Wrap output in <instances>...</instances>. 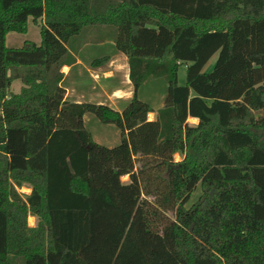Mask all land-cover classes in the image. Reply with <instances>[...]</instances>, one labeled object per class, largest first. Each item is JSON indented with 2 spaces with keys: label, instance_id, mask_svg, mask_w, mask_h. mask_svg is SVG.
<instances>
[{
  "label": "trees",
  "instance_id": "obj_1",
  "mask_svg": "<svg viewBox=\"0 0 264 264\" xmlns=\"http://www.w3.org/2000/svg\"><path fill=\"white\" fill-rule=\"evenodd\" d=\"M215 8L0 0V264H264V0ZM29 19L40 42L7 47ZM105 39L126 56L134 89L120 112L69 102L61 85L79 46ZM150 77L167 85L154 120L138 97ZM87 113L115 126L119 144L96 143Z\"/></svg>",
  "mask_w": 264,
  "mask_h": 264
},
{
  "label": "crops",
  "instance_id": "obj_2",
  "mask_svg": "<svg viewBox=\"0 0 264 264\" xmlns=\"http://www.w3.org/2000/svg\"><path fill=\"white\" fill-rule=\"evenodd\" d=\"M73 57L75 61L61 69L63 73L61 85L65 89V100L72 103L89 102L107 105L119 112L128 105L133 97L134 89L128 77L127 58L115 48L111 39H105L99 43H83ZM101 59L105 61L93 65V62ZM166 89L164 80L151 77L139 88V99L147 102L153 109V112L148 114L151 116L149 120H154L155 111L162 106ZM190 120L197 123L196 119ZM83 123L88 131L100 126V122L89 113L83 116ZM106 126L114 134V145L106 146L111 148L119 144L120 131L113 125ZM93 140L103 145L100 139L95 138V135ZM117 140L118 143H115Z\"/></svg>",
  "mask_w": 264,
  "mask_h": 264
},
{
  "label": "rangeland",
  "instance_id": "obj_3",
  "mask_svg": "<svg viewBox=\"0 0 264 264\" xmlns=\"http://www.w3.org/2000/svg\"><path fill=\"white\" fill-rule=\"evenodd\" d=\"M259 3H260V0H215V5H216L215 11L216 13H220V11H222L224 8L229 7V6H233L241 10L248 9V8L250 9V8H254ZM25 41H31L36 44L40 42L39 21L37 23H34L31 19H29L27 22V32L25 34H18L14 32L7 34L5 44L9 48H18ZM215 60H216V55H214L208 61V63L205 65L203 70L205 72L210 71L214 65ZM185 78H186V68L183 65H181L178 67V70H177L178 85H184L186 82ZM20 86H21V83L19 81H14L11 84L10 91L12 93H17L19 91ZM148 118H151V116H148ZM188 122L192 125L196 124V121L194 120L188 119ZM99 125L100 126L95 127L92 130L89 129L90 133L92 132L91 133L92 138H93V135H95V138L100 139L103 145L105 146L114 145L113 144L114 134L111 131V129H109L104 124L99 123ZM115 143H118V140ZM174 158L176 161H179L181 159V157L178 154H176ZM224 171H228L229 173H236V175L243 176V177L247 175L246 171L242 169H225ZM255 175H257L258 179H261V181L264 182V174L257 173ZM122 180L127 181L128 178L123 177ZM23 187H27V186L24 185ZM199 194H200V189H199V186H197L194 192L192 193L190 199L185 204V207L186 208L190 207L197 200ZM36 222L37 220L35 217L28 216L27 218L28 226L34 227L36 225Z\"/></svg>",
  "mask_w": 264,
  "mask_h": 264
},
{
  "label": "built area",
  "instance_id": "obj_4",
  "mask_svg": "<svg viewBox=\"0 0 264 264\" xmlns=\"http://www.w3.org/2000/svg\"><path fill=\"white\" fill-rule=\"evenodd\" d=\"M16 190L23 197L30 193V189L27 187H23V186L20 188H16Z\"/></svg>",
  "mask_w": 264,
  "mask_h": 264
}]
</instances>
